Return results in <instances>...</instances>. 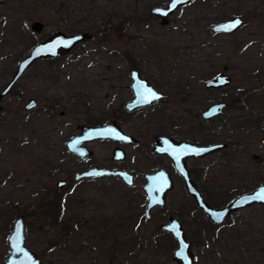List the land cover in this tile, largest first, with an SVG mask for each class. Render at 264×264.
<instances>
[{
    "label": "rangeland",
    "instance_id": "1",
    "mask_svg": "<svg viewBox=\"0 0 264 264\" xmlns=\"http://www.w3.org/2000/svg\"><path fill=\"white\" fill-rule=\"evenodd\" d=\"M166 1L2 0L0 90L32 47L55 32H86L93 37L63 60L35 61L1 100L0 262L8 254L6 238L14 220L23 216L25 244L42 264H177L172 259L176 243L154 233L169 210L176 211L181 203L186 220L191 219L192 200L186 193L176 188L166 208L157 210L156 219L141 221L145 202L141 177L133 186L113 179L77 182L74 174L85 167L63 146L76 123L87 122L88 115L101 116L95 110L105 108L108 96L119 94V101L130 98L126 89L130 69L155 76L168 89L181 87L189 95L185 102L173 95L167 105L138 120L192 123L200 120L199 113L207 105L227 103L218 119L217 136L187 130L199 141L231 140L228 149L213 159L214 204L230 202L264 181L260 143L264 138V0L196 1L179 9L164 28L153 16L149 18V10ZM235 16L245 20L239 32H211L214 24ZM35 21L43 24L40 33L31 30ZM219 72L231 77L230 85L206 90L205 81ZM112 85H119V90ZM29 98L37 100L38 109L26 114ZM87 101L95 112L88 110ZM108 156L105 145L97 146L93 163L101 164L100 159ZM124 165L137 168L140 176L149 169L141 158L127 159ZM59 179L67 183L61 190L56 187ZM56 198L62 208L58 221L43 214L44 205H52ZM197 218L198 226L206 229L202 218ZM232 219L236 224L231 229L215 236L206 230L207 235L195 242L198 264H264V206L244 208Z\"/></svg>",
    "mask_w": 264,
    "mask_h": 264
},
{
    "label": "flooded vegetation",
    "instance_id": "2",
    "mask_svg": "<svg viewBox=\"0 0 264 264\" xmlns=\"http://www.w3.org/2000/svg\"><path fill=\"white\" fill-rule=\"evenodd\" d=\"M169 1L170 0H167L164 4L158 5L156 7H152L149 10L150 12L149 18L153 16L156 19V21H158L159 25H161L164 28L168 27L172 23V18L174 14L177 11H179V9L189 5L190 3L200 1V0H191L186 5L177 7L173 11L172 14H170L167 18H164V19L152 13L153 9L166 8ZM163 20L167 21L166 24L162 23ZM244 25H245V20H244ZM240 30H238V32ZM103 31H104L103 29L98 30V32H103ZM92 37H93L92 35H89V38L87 40L92 39ZM63 59H64L63 57L45 58V59H39L37 61H49L50 60V61L55 62V61H60ZM131 70L137 71L139 74L138 77L140 79L146 81L154 90H156L158 93H160L164 97L158 101H154L152 103H149L143 106L129 108L128 105L134 100V92L132 90V85L134 84V81L130 74ZM106 77L107 76L105 77L103 76V79ZM128 78L130 82L128 86L126 87V89L130 94L129 99L125 101H119V94H116V95L112 94L110 96L107 95L108 97L107 99H105V101H107L105 103V108H103L102 106H98L97 105L98 103H96V105L98 106V109L95 111L101 112L100 113L101 116L93 117L91 115H88L89 117H87V122L76 123L75 131L69 135V137H71L72 135L79 134L80 130L78 129V127L83 126V125H87L91 127H110L115 131L114 135H116L113 138H106V139L97 138V139H94V140H91V141H88L82 144L84 147H86L91 152L90 157L86 161H83L79 157H76L69 153L70 155L75 157L76 160L82 164V166L85 167L84 170L80 172H76L74 174V179L77 182L95 181L98 179H113V180H116L117 182H119V180L124 182L119 177V175L89 176V177H81L78 179L75 178V175L84 173L93 167L111 170V171H117V172L127 171L132 176V184L129 186H133V184L137 181V179L141 177L143 181L141 185V190L143 191L144 186H146V184L148 183L147 176L154 175V174H162L163 176L161 178V183L170 182L172 184V189L166 193L164 205L154 206L150 210L149 216H146L148 199L146 197L145 192L143 191V197L145 200L144 207H143L144 214L143 216L140 217V220L141 221L142 220L143 221H153L154 219H156L157 210L166 208L168 196L171 193H173L176 188H179L180 190L185 192L186 195L192 200V206H191L192 208L189 211V215H191V219L186 220V217L184 216L186 212V208L181 203L179 204V207L177 208L176 211L173 209L169 210L166 220L158 223L159 231L154 233V236L169 237L176 243V248H177L176 238L173 236V234L169 230L162 228V226L169 224L170 220L175 219L176 221L179 222L181 228L183 229V232L185 234L187 241L191 243V251L193 254L194 263L198 264L197 263L198 259L193 252V247L195 246V242L196 243L199 242L200 240H202V238H204L207 235L205 233L206 230L209 231V235L215 236L222 230H229L232 227H234L236 224V221L232 219V215L236 214L242 209L232 213L230 216L225 218L221 223H216L212 221L204 213V211L201 210L197 206L194 198L187 192L186 185H185V178L183 176V173L177 169L174 157H183L185 155V151L181 147H179L180 146L179 144L183 142H186L194 146H200V147L210 146L214 144H224L225 147L223 149L216 151V152L206 154L204 156H199V157L187 156L184 158V163L187 168L189 179L194 184L198 192L201 194V196L203 197V199L209 206L217 209L229 203L227 202V203H224L218 206L214 204V202L212 201L214 197H212L211 191L214 192L215 186H214L213 176L211 177L210 175L214 170L213 169L215 166L214 161L216 162V160H213V159L218 157L220 152H223L226 149H228L229 144L231 142L230 138H227L222 142H211V141L204 142V141H199L198 139H194L193 138L194 136L191 137L192 136L191 133L188 134L189 132L187 131V130H194V131H197L201 135H207V136H210L211 138L217 136L218 135L217 126L220 125V122H218V119L223 114L216 116L212 118L211 120H209L208 122H206L201 117V113L209 105L213 103L224 102V101H215L207 105L202 111H200L199 113L200 120L197 122L188 123L187 121H184V120L173 122V121L168 120L164 124L161 122L138 120L139 118L138 116L145 114V113L156 111L158 108L167 105L171 101L173 95L175 97H181L182 101L184 102L186 100V97H189V95L183 89H181V87L176 90L168 89V85L166 83H162L158 81L155 76H149V77L145 76L141 74V72L137 69H130L128 73ZM103 79L102 81H104ZM110 88H113V89L116 88L117 90H119V85L117 86L112 85V87ZM205 89L208 91L216 90V89H207V88ZM84 92L86 93L85 95L89 94V90H86ZM30 99H33L35 103L31 108L27 109L26 105L28 104ZM53 102H55V99H53ZM0 104H1V101H0ZM85 104L90 112L91 111L95 112L94 109L92 110V107H94V105H91V101H87ZM225 104L227 106L226 102ZM53 106L54 105L49 106L50 111L54 110ZM24 108L26 110V114L33 113L34 111L38 109L37 100L34 98H29ZM165 118L169 119V115L167 113H166ZM124 135L128 136V138H125ZM161 139L163 140L162 146L156 147L157 142ZM100 145H105L107 147V149L109 150V156L108 158L102 157L100 161L102 160L103 163L101 164L93 163V160L95 157V148ZM130 149H132L131 153H128L127 151ZM119 152L124 155V158L119 159ZM139 158H141V160H143V163H145L149 167V169H145L144 171H142L143 173H141V176L139 175V172H137V168L128 167L124 165L127 162V159H131L132 161L134 160L137 161V159L139 160ZM209 159H211L210 162H207V163L203 162ZM139 168H141V166H139ZM60 181H63L64 183L61 188L57 186V184ZM66 184L67 183L65 179H59L56 182V187L59 190H61L64 188ZM58 199L59 198H56L55 201ZM197 216L202 218L203 224L205 225L206 229L198 226ZM23 220H24V217H23ZM191 225H193V227Z\"/></svg>",
    "mask_w": 264,
    "mask_h": 264
},
{
    "label": "water",
    "instance_id": "3",
    "mask_svg": "<svg viewBox=\"0 0 264 264\" xmlns=\"http://www.w3.org/2000/svg\"><path fill=\"white\" fill-rule=\"evenodd\" d=\"M191 0H170L166 8H156L152 10V13L159 16L160 18H167L173 11L182 5H186ZM2 1L0 0V5ZM175 5V6H173ZM239 19L242 23L234 29L224 30V27L235 22ZM166 20L162 23L166 24ZM244 26V20L239 17H231L224 21L214 24L211 27V32L214 34H231L238 32ZM43 29L41 22L35 21L31 24V30L40 33ZM89 38L87 33H76V34H65L64 32L58 31L47 37L46 39L35 44L27 55L18 63L16 71L12 78L8 81L5 87L0 91V101L4 98L12 89L16 81L23 75V73L30 67L35 61L45 58H61L67 56L78 44L83 43ZM226 70V68H224ZM131 77L134 81L132 90L134 92V100L128 105L131 107H139L154 101H158L164 96L154 90L146 81L138 77V72L135 70L130 71ZM220 81H224L221 83ZM231 78L224 72H219L213 78L205 81L204 86L207 89H223L229 86ZM152 93H155V98L152 97ZM34 100L30 99L26 108H31L34 105ZM226 108L225 102H218L209 105L201 113V117L204 121L208 122L212 118L223 114ZM215 109V111H213ZM79 134L72 135L66 141L63 146L65 150L86 161L91 152L84 147L82 144L85 142L97 139V138H113L115 131L110 127H91L87 125L79 126ZM117 134V133H116ZM120 137V136H119ZM125 138L128 136L124 135ZM163 140H159L156 147L162 146ZM260 143L264 145V138L260 140ZM184 151L183 157H174L177 169L183 173L185 178V185L187 192L194 198L197 206L204 211V213L214 222L221 223L225 218L230 216L232 213L253 206H264V199H252L256 196H264V181L261 185L249 192L242 193L236 196L227 205L221 208H213L209 206L201 194L198 192L194 184L189 179L187 168L184 163V158L187 156H204L206 154L219 151L225 147L224 144H214L210 146H194L183 142L179 144ZM124 158V155L119 152V159ZM101 175H119V177L127 185L132 184V176L127 171H111L106 169H100L93 167L88 171L76 174L75 178L89 177V176H101ZM162 174H154L147 176L148 183L144 186L143 191L148 199L146 216H149L150 210L156 205H164L166 193L172 189V184L161 183ZM63 181H60L57 186L61 188ZM162 228L169 230L177 241V248L173 253V260L177 264H195L193 254L191 251V243L187 241L183 229L181 228L178 221L172 219L169 224L162 226ZM6 245L8 247V254L0 262V264H42L41 260L37 255L25 244V225L22 216H18L13 223V229L9 236L6 238Z\"/></svg>",
    "mask_w": 264,
    "mask_h": 264
},
{
    "label": "trees",
    "instance_id": "4",
    "mask_svg": "<svg viewBox=\"0 0 264 264\" xmlns=\"http://www.w3.org/2000/svg\"><path fill=\"white\" fill-rule=\"evenodd\" d=\"M255 127H260L258 126V124L255 126ZM239 129H242V126L239 128ZM55 203H53L52 205H48V204H45L44 207H43V214L46 215L47 217H52L53 220H59L60 217H61V210L62 208L60 207V201H54ZM76 227L78 229V225L76 224ZM79 230V229H78ZM70 232V229L66 228L64 230V234H68Z\"/></svg>",
    "mask_w": 264,
    "mask_h": 264
},
{
    "label": "snow or ice",
    "instance_id": "5",
    "mask_svg": "<svg viewBox=\"0 0 264 264\" xmlns=\"http://www.w3.org/2000/svg\"><path fill=\"white\" fill-rule=\"evenodd\" d=\"M241 23L242 22L239 19H237L235 22L225 26L224 30H231V29L237 28ZM220 82L224 83V81H220ZM152 97L155 98V93H152ZM213 111H215V109ZM252 199H264V196H256V197H252Z\"/></svg>",
    "mask_w": 264,
    "mask_h": 264
}]
</instances>
